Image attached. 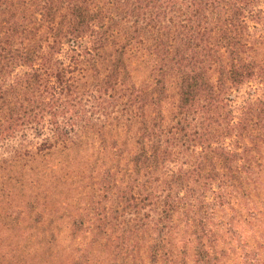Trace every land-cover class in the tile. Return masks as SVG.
I'll return each mask as SVG.
<instances>
[{
  "label": "trees",
  "instance_id": "trees-1",
  "mask_svg": "<svg viewBox=\"0 0 264 264\" xmlns=\"http://www.w3.org/2000/svg\"><path fill=\"white\" fill-rule=\"evenodd\" d=\"M262 25L264 0H0V148L11 153L0 157V204L12 217L1 256L13 263L22 245L32 254L25 240L33 226L22 228L29 220L22 213L35 206L25 199L23 210L15 168L31 159L33 170L52 149L72 153L95 135L114 148L88 173L95 190L84 210L99 220L96 229L107 231L118 212L107 205L113 198L137 207L159 201L163 220L183 210L203 248L199 207L212 203L207 192L264 142V99L235 105L232 97L247 82L264 84V43L252 40L256 31L264 37ZM171 81L179 99L168 112ZM114 129L123 135L107 143ZM245 138L255 145L240 146ZM184 158L192 160L178 170L184 180L161 187L158 173ZM54 182L51 190L39 185L34 222L46 224L37 264L56 255L50 195L65 182Z\"/></svg>",
  "mask_w": 264,
  "mask_h": 264
},
{
  "label": "rangeland",
  "instance_id": "rangeland-1",
  "mask_svg": "<svg viewBox=\"0 0 264 264\" xmlns=\"http://www.w3.org/2000/svg\"><path fill=\"white\" fill-rule=\"evenodd\" d=\"M261 32L256 31V36ZM256 36L252 40L262 46L264 37ZM232 97L235 105L243 104L247 98L264 99V84L258 79L247 82L234 90ZM178 99L176 83L171 81L168 112L174 109ZM29 134L33 138L30 131ZM122 135L120 129H114L107 134L106 141L109 143L114 136ZM95 137V140L84 139L72 153L52 149L49 155L33 162V170L29 168L31 159L15 168L13 178L20 180L15 186L22 193L19 202L23 210L27 208L25 199L32 200L29 204L35 206L30 214L22 213L25 218L29 215L22 228L27 227L29 221L33 226V239L25 240L27 249L32 245V254L22 245V258H13V263L1 256L4 246L12 240L11 231L6 233L7 222L12 217L6 215L0 204V264H17L23 257L30 264H37L42 254L37 234L41 225L46 224L34 222L36 212L41 211L43 197L40 192L43 187L39 189V185L42 182L50 190L55 189L57 177L65 183L60 189L62 194L50 195L54 201L49 204V230L55 233L56 242L53 264H264V142L258 141L256 149L235 162L223 181L214 182L213 191L207 192L212 203L199 207L198 228L205 233L204 247L199 248L197 234L192 233L194 226L183 210L176 211L171 221L163 220L159 201H141L137 207L124 206L119 199L113 198L107 205L111 209L119 207L118 212L110 219L107 231L96 229L99 220L92 215L89 218L88 209L84 210L85 205L86 208L90 205L88 201L95 190L88 173L90 168L102 167L103 161L110 156L111 146ZM34 140L39 141L38 138ZM254 143L255 140L245 138L240 146L253 147ZM2 152L0 148L1 158L10 157V152ZM187 159L191 163L192 160ZM182 161L166 163L167 167L158 173L161 187L175 189L176 184L184 180L178 170L190 163H184L185 158ZM101 198L100 194L96 200ZM62 204L64 206L58 211ZM73 217H82L84 225H79ZM154 222L159 224L155 232Z\"/></svg>",
  "mask_w": 264,
  "mask_h": 264
}]
</instances>
